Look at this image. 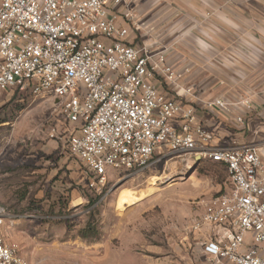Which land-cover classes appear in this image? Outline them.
Masks as SVG:
<instances>
[{"label": "built area", "instance_id": "built-area-1", "mask_svg": "<svg viewBox=\"0 0 264 264\" xmlns=\"http://www.w3.org/2000/svg\"><path fill=\"white\" fill-rule=\"evenodd\" d=\"M137 2L0 0V96L56 102L75 128L66 133L68 150L88 171L91 190L104 189L112 172L147 169L157 155L225 167L230 191L202 202L191 232L205 233L204 251L218 263L264 264V146L214 144L196 108L159 89L158 74L170 87L178 74L165 56L156 62L130 41L139 31ZM208 107L229 111L223 100ZM8 217L0 205V264H26L4 234Z\"/></svg>", "mask_w": 264, "mask_h": 264}, {"label": "rangeland", "instance_id": "rangeland-1", "mask_svg": "<svg viewBox=\"0 0 264 264\" xmlns=\"http://www.w3.org/2000/svg\"><path fill=\"white\" fill-rule=\"evenodd\" d=\"M73 129L53 99L0 96L4 234L26 264H156L178 243L184 221L200 217L201 202L230 187L219 164L168 155L143 171L112 172L104 189L91 190L68 150ZM88 227L97 234L84 238Z\"/></svg>", "mask_w": 264, "mask_h": 264}, {"label": "crops", "instance_id": "crops-1", "mask_svg": "<svg viewBox=\"0 0 264 264\" xmlns=\"http://www.w3.org/2000/svg\"><path fill=\"white\" fill-rule=\"evenodd\" d=\"M135 14L139 31L132 30L130 41L148 48L156 62L165 56L178 74L171 87L158 74L159 89L178 92L194 106L197 123L213 134L214 144L264 146V0H138ZM216 100L229 111L208 107ZM203 211L202 204L199 216ZM185 221L178 243L156 264H230L209 256L205 233L191 232L193 222L186 227Z\"/></svg>", "mask_w": 264, "mask_h": 264}, {"label": "trees", "instance_id": "trees-1", "mask_svg": "<svg viewBox=\"0 0 264 264\" xmlns=\"http://www.w3.org/2000/svg\"><path fill=\"white\" fill-rule=\"evenodd\" d=\"M82 236L85 238V237H94L96 234H97V231L95 230V228L93 227H88V228H85L83 231H82Z\"/></svg>", "mask_w": 264, "mask_h": 264}]
</instances>
